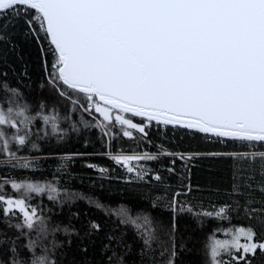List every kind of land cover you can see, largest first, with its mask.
<instances>
[{
  "label": "snow or ice",
  "instance_id": "6c2138e0",
  "mask_svg": "<svg viewBox=\"0 0 264 264\" xmlns=\"http://www.w3.org/2000/svg\"><path fill=\"white\" fill-rule=\"evenodd\" d=\"M9 16L23 19L37 43L47 42L48 47L41 48L42 54L52 57L50 68L45 61L47 85L69 102L70 112L81 110L92 116L95 123H81L99 130L109 144L117 128L124 138L144 140L154 122L244 146V150L206 154L173 152L163 145L157 152L104 153L125 169L129 181L162 182L164 177L143 163L161 156L172 158L165 169L169 174H176L177 161L187 167L200 155L228 157L239 162L229 193L236 207H243L250 218L264 213V207H252L256 192L264 198V0H0V21ZM8 30L7 23H0V43L9 41ZM2 88L16 99L0 107V153L8 162L18 161L12 167L29 168L27 161L19 163L23 158L11 151L10 144H26L35 118L50 126L53 134L61 132L59 116L43 114V102L40 111L30 116L28 104L19 103L18 88L6 82ZM5 128L15 131L9 134ZM72 128L76 130V125ZM134 132L140 136L134 137ZM98 171L103 174L107 169ZM6 186L10 193L5 192ZM187 190L191 191L190 185ZM44 194L50 201L60 196L52 183L0 179V223L27 238L23 256L28 257L22 258L12 240L0 264H56L41 241L50 233L68 234L70 229L50 227L43 211L29 203L33 195ZM180 195L177 191L172 196L171 211L193 212ZM232 210L233 204L225 203L195 214L228 219ZM116 215L122 217L121 223L143 228V243L152 247L156 237L148 216L142 217L141 224V217H132L127 209ZM13 217L18 220L14 225ZM90 228L99 231L100 225L92 222ZM175 231L173 217L166 232L171 247L160 253H168L163 264H174ZM227 234L230 239H213L208 245L211 264H253L250 257L264 254V237L258 240L253 227L229 228ZM5 243L9 241L0 240V247ZM37 248H41L39 255Z\"/></svg>",
  "mask_w": 264,
  "mask_h": 264
},
{
  "label": "trees",
  "instance_id": "16d2710c",
  "mask_svg": "<svg viewBox=\"0 0 264 264\" xmlns=\"http://www.w3.org/2000/svg\"><path fill=\"white\" fill-rule=\"evenodd\" d=\"M0 23H7L10 32L9 41L0 43V107L6 108L16 99L2 88L6 82L18 88L19 103L28 104V115L35 116L43 102L46 105L43 114L59 116L61 132L53 134L50 126L35 118L29 125L31 134L26 144L22 147L10 144L11 151L23 158L19 163L27 161L29 168L12 167L18 161L8 162L0 153V179L52 183L59 189L57 201L48 200L47 194L33 195L29 201L43 211L50 227L59 225L61 229H70L68 234L62 230L50 233L46 241H41L56 264H153L154 261L163 264L168 253L164 256L160 253L164 247H171L166 232L171 228L173 217L177 253L174 264H211L208 245L213 239H230L229 228L251 226L258 240L264 237V213H253L250 218L243 207H236L235 198L229 194L239 162L228 157L200 155L188 161L187 167L183 161H177L176 174H169L165 169L171 166L172 158L161 156L158 161L143 163L159 172L164 177L162 182L129 181L126 171L104 154L133 150L157 152L161 145L173 152L206 154L244 150V146L231 141L221 143L216 138L177 127L157 126L154 122L144 140L124 138L117 128L114 130L117 135L109 144L99 130L86 128L81 123L82 120L95 123L92 116L81 110L70 112L69 102L47 85L45 61L50 68L52 57L41 52V48L48 47L47 42L37 43V39L27 33L23 19L9 16ZM133 119L140 122V118ZM5 131L11 134L15 130L5 128ZM139 136L134 132V137ZM32 144L37 147L34 149ZM88 164L96 167L90 168ZM99 168L107 171L101 174ZM189 185L191 191L187 190ZM177 191L181 192L180 201L191 205L193 212L171 211L169 202ZM5 192L10 193V187L6 186ZM255 196L257 203L252 207H264L260 202L264 199L261 193L256 192ZM239 199L243 204L244 199ZM225 203L233 204L228 219L195 214L214 211ZM121 209H127L132 217L139 215L141 224L143 216L150 218L156 237L150 249L143 243L140 234L143 228L137 230L131 223L120 222L122 217L116 213ZM17 222L13 217L11 223ZM92 222L100 225L99 231L90 228ZM31 235L37 238L35 232ZM0 240L9 241L0 247V256H5L10 242L15 240L22 258H28L23 256L27 251L23 247L27 238L14 227L0 223ZM36 254H41V248H37ZM250 259L253 264H264V254L259 252Z\"/></svg>",
  "mask_w": 264,
  "mask_h": 264
},
{
  "label": "water",
  "instance_id": "95a60500",
  "mask_svg": "<svg viewBox=\"0 0 264 264\" xmlns=\"http://www.w3.org/2000/svg\"><path fill=\"white\" fill-rule=\"evenodd\" d=\"M134 122H136V121H134ZM138 123V122H137ZM172 127V126H171ZM177 128H179V127H177ZM182 129V128H181ZM185 130H187V129H185ZM190 131H192V130H190ZM195 132V131H194Z\"/></svg>",
  "mask_w": 264,
  "mask_h": 264
},
{
  "label": "rangeland",
  "instance_id": "374dc122",
  "mask_svg": "<svg viewBox=\"0 0 264 264\" xmlns=\"http://www.w3.org/2000/svg\"><path fill=\"white\" fill-rule=\"evenodd\" d=\"M121 168H123V167H121ZM124 171H125V169H124ZM126 173H127V172H126ZM128 175H129V174L127 173V177H128Z\"/></svg>",
  "mask_w": 264,
  "mask_h": 264
}]
</instances>
